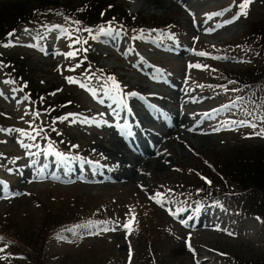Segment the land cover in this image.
Instances as JSON below:
<instances>
[{
	"label": "rangeland",
	"instance_id": "rangeland-1",
	"mask_svg": "<svg viewBox=\"0 0 264 264\" xmlns=\"http://www.w3.org/2000/svg\"><path fill=\"white\" fill-rule=\"evenodd\" d=\"M169 1L172 8L155 11L142 0H119L148 27L169 21L162 26L166 32L85 31L53 15L48 33L26 27L4 46L29 57L37 88L58 89L52 101L60 96L73 105L49 119L0 79V113L10 124L0 129V264L26 259V252L7 245L10 235L31 237L44 224L60 223L61 213L85 209V219L49 236L47 264H232L230 252L264 253V224L237 221L236 205L222 194L208 192L211 198L202 204L196 195L207 165L218 168L238 148L247 153L256 146L264 156V135H258L264 110L252 109L247 92L232 90L234 84L220 77L262 61L257 49L239 44L252 25L264 24L262 0ZM88 53L96 73L92 66L80 68ZM44 125L57 136L41 132ZM126 135L141 145L148 138L156 150L128 178L104 149ZM52 140L73 149L57 155V147L66 149ZM212 186L221 188L218 181ZM133 215L128 234L123 224Z\"/></svg>",
	"mask_w": 264,
	"mask_h": 264
},
{
	"label": "trees",
	"instance_id": "trees-1",
	"mask_svg": "<svg viewBox=\"0 0 264 264\" xmlns=\"http://www.w3.org/2000/svg\"><path fill=\"white\" fill-rule=\"evenodd\" d=\"M73 3V2H72ZM27 2L16 3H0V79L7 83L13 84L29 99L32 107L46 114L47 118L55 119L63 115L66 107H70L73 102L63 101L58 97L54 101L51 96L53 91H43L36 87L34 83V72L26 65L27 56L20 52V48L13 47L6 49L8 35L19 32L23 27H30L34 30L48 33V27L51 20L55 16L63 24L72 23L81 29L96 28L98 26L109 25L113 27H121L123 30L132 33L148 27V23L137 22L135 17L130 16L119 0H85L80 5L68 4L62 5L60 0H38L34 4ZM62 16V18H60ZM169 24V21L162 25H153L158 28ZM250 36L243 39L240 48H254L259 52L262 61L246 69L234 70L230 73L224 71L220 73V77L229 81H234L233 90L249 89L247 97L249 105L252 109L264 110V24L252 25ZM93 54H90L82 65L97 66ZM97 71V70H93ZM41 87V86H40ZM246 98V97H245ZM70 100V99H69ZM69 104L68 106H65ZM7 118L0 113V128L5 130L9 127ZM50 137L54 138L57 133L53 126L44 125ZM61 141V142H60ZM52 140L53 143L59 144L63 149H73L71 145L63 140ZM62 143L64 145H62ZM248 148V146H247ZM242 148L236 149L230 156L232 159L223 161L213 172V169L207 165V176L211 179V184L216 183L221 186L217 189L214 186H208L202 183L201 194L209 195H226L229 199L235 201L236 208L248 216H258L264 220V156L256 152V146L249 147L247 153ZM69 151V150H68ZM235 166V167H232ZM217 179V181L215 180ZM209 192V193H207ZM87 209L81 214L78 212H64L60 214L61 222L51 226L44 224L43 228H39L38 232H33L29 237V232L21 237L18 233L10 235L7 238L12 250L24 251L26 259L23 263L17 261V264H47V241L49 236L54 235L55 231L62 233L67 229L66 223H77L87 216ZM76 219L74 221H71ZM42 239V240H41ZM41 240V244L39 241ZM25 241V243H20ZM24 245V246H22ZM229 259L232 264H264V253L259 256L249 255L248 253L230 252ZM105 262L97 261L94 264H104ZM62 264H66L63 262Z\"/></svg>",
	"mask_w": 264,
	"mask_h": 264
},
{
	"label": "bare ground",
	"instance_id": "bare-ground-1",
	"mask_svg": "<svg viewBox=\"0 0 264 264\" xmlns=\"http://www.w3.org/2000/svg\"><path fill=\"white\" fill-rule=\"evenodd\" d=\"M145 1L147 4L151 5V9L155 11H163L164 9H169L174 6L169 0H142ZM264 7V0L261 1ZM132 117V114H130ZM131 121V119H130ZM149 138H151L150 135H148ZM124 139V140H123ZM152 140L157 139L151 138ZM134 143L131 139V137H128L127 135L124 138H117L114 142H112L111 147L104 148L107 153H111L112 157L114 158V163L117 164V169H119L123 174H125V178H128L129 175L132 173H136V169L141 167V161L143 158L146 157L148 153L149 156H153L155 151V147H152L151 145L148 146L150 143L148 138L147 142L143 139H141L142 142L145 143V145H141L138 143L137 139H134ZM147 144V145H146ZM131 151H134L135 154H132ZM140 159H139V158ZM158 164L156 167V170H160Z\"/></svg>",
	"mask_w": 264,
	"mask_h": 264
},
{
	"label": "snow or ice",
	"instance_id": "snow-or-ice-1",
	"mask_svg": "<svg viewBox=\"0 0 264 264\" xmlns=\"http://www.w3.org/2000/svg\"><path fill=\"white\" fill-rule=\"evenodd\" d=\"M247 2L248 3H250L251 2V0H247ZM245 7H247V3H245V5H244ZM244 15H246L247 13H243ZM200 55H205V53H200ZM197 67H199L198 65H197ZM113 84H114V86L118 89V85H115V81L113 80ZM253 127H254V125H253ZM258 135H264V132H261V133H258ZM57 155H60L59 153H57ZM157 196H159L160 194L159 193H157L156 194ZM159 202V201H158ZM132 210H130V212H131ZM134 221H135V216L133 215L132 217H131V219L129 220V221H127V222H125L124 224H123V228L126 230V232L128 233V234H131V232H132V227H131V225L134 223ZM109 229H102V231H108ZM112 231H115L116 229H111Z\"/></svg>",
	"mask_w": 264,
	"mask_h": 264
}]
</instances>
